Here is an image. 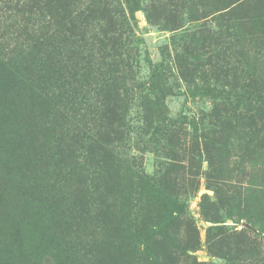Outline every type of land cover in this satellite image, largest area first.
Masks as SVG:
<instances>
[{
	"label": "rangeland",
	"instance_id": "rangeland-1",
	"mask_svg": "<svg viewBox=\"0 0 264 264\" xmlns=\"http://www.w3.org/2000/svg\"><path fill=\"white\" fill-rule=\"evenodd\" d=\"M46 3L0 0L3 54L17 47L11 31L26 26L15 19L17 11L40 5L32 23L45 24L44 35L56 30L50 12L43 11ZM94 3L103 13L102 6L111 4L116 28L118 16L124 18L122 33L128 38L121 44L137 55L135 77L145 81L157 67L168 82L171 118H200L211 102L234 98L249 109L238 96L252 91L264 99V21H254L264 13V0H69L67 5L78 12L96 10ZM114 36L112 43L120 45ZM122 53L126 60L129 53ZM181 79L195 86L179 88ZM122 83L119 77L116 84ZM20 96L14 80L0 76V264H264L262 115L261 122L227 119L206 129L181 127L185 131L164 122L146 131L133 107L128 131L116 128L107 112L111 94L78 98L76 117L61 108L31 114ZM131 168L182 195L187 212L178 238L192 249L179 251L171 224L146 223L162 200L142 191Z\"/></svg>",
	"mask_w": 264,
	"mask_h": 264
},
{
	"label": "trees",
	"instance_id": "trees-1",
	"mask_svg": "<svg viewBox=\"0 0 264 264\" xmlns=\"http://www.w3.org/2000/svg\"><path fill=\"white\" fill-rule=\"evenodd\" d=\"M32 1L36 0H28V2ZM68 1L47 0L46 5L43 6V11L50 12L49 22L51 21L56 29L46 35L43 34L45 24L43 26L39 24L37 27L31 21L35 13L42 12L40 5L28 7V10L22 13L17 11L15 19L20 17L22 22H26L24 28L11 31L17 47L8 50L5 54L2 53L3 49L0 50V76L14 80L19 97L24 96L25 103L31 108V114L37 110L45 114L49 110L58 111L61 108L76 117L79 116L77 108L79 103H76L78 98L84 101L92 98L106 99L111 94L114 98L110 99L112 104L109 105L107 112L112 122L117 125L116 128L128 131L133 107L137 112L139 111L140 123L146 131L156 129L164 122H172L177 129L181 130L183 129L181 127L186 125L206 129L221 124L227 119V122L247 120L253 123L255 119L261 122V119H258L259 115H262L264 120V99L255 95L257 91H252L250 96L244 94V98L238 96L242 101H246L249 109L247 106L241 109L237 104V98H234L228 101L211 102L207 112L212 117H208L205 111H201L197 115L200 118L196 116L188 118L181 114L175 119L171 118L165 104L166 93L169 90L168 82L159 77L157 67L151 66L153 68L149 69L145 81L135 77V69L138 67L132 64L137 55L130 47L123 50L124 47L121 44L125 36L128 38V35L122 33L124 18L118 16L116 28V15L108 11L111 8L110 3H105L100 9H104V13L98 10L97 3L93 4L95 7L93 9L96 10L86 8L83 11L81 9L74 12L67 5ZM262 20L264 21V13H257L254 21ZM0 25L4 26L2 20ZM116 29L118 32L115 31ZM114 35H117L116 40H120L118 43L120 45L112 43L115 39ZM115 50L119 52L114 54ZM123 51L129 53L126 60L123 59ZM119 61L126 64L123 65ZM133 70L134 73H132ZM127 71L130 72V76ZM119 77L120 82H123L120 87L116 84ZM180 82L179 88H182V85L186 88L195 86L192 80L181 79ZM216 87L217 85H211L210 90L217 94L219 89ZM203 88L209 89V84H205ZM135 170L131 168L128 171L131 177L139 179L140 186L143 187L142 191L149 194L156 193L162 200L154 213L150 212L146 216V223L156 220L163 226L171 224L173 229L177 230L176 246L179 251L192 249L190 246H185L184 242L181 244L178 238V232L187 212L185 200L181 199L182 195L169 191L166 184L157 182L151 184V180H147L143 171ZM221 258L227 260L224 256Z\"/></svg>",
	"mask_w": 264,
	"mask_h": 264
}]
</instances>
